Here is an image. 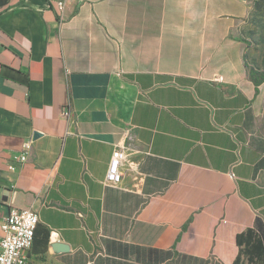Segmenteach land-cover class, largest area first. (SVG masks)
Segmentation results:
<instances>
[{"label": "crops", "instance_id": "crops-1", "mask_svg": "<svg viewBox=\"0 0 264 264\" xmlns=\"http://www.w3.org/2000/svg\"><path fill=\"white\" fill-rule=\"evenodd\" d=\"M259 1L73 0L59 17L0 0V222L30 208L36 242L49 232L28 264L234 263L264 224Z\"/></svg>", "mask_w": 264, "mask_h": 264}, {"label": "built area", "instance_id": "built-area-1", "mask_svg": "<svg viewBox=\"0 0 264 264\" xmlns=\"http://www.w3.org/2000/svg\"><path fill=\"white\" fill-rule=\"evenodd\" d=\"M72 1L55 0V11L59 17H62L67 6ZM215 80L221 82L222 77L218 76ZM30 147V141L22 144V152L16 158V163L20 165L26 162ZM239 147L240 145H238V149ZM123 159V148L114 149L103 181L105 185H119L122 178L120 165ZM38 222L37 213L30 208L18 209L11 207L9 209L0 222V264H27L26 253L32 247L34 232Z\"/></svg>", "mask_w": 264, "mask_h": 264}, {"label": "trees", "instance_id": "trees-1", "mask_svg": "<svg viewBox=\"0 0 264 264\" xmlns=\"http://www.w3.org/2000/svg\"><path fill=\"white\" fill-rule=\"evenodd\" d=\"M37 235L38 231L36 227L30 252L44 254L48 246L49 232L47 230L41 231L40 240L36 242ZM236 244L239 247V254L233 264H264L263 222L260 219H256L252 228L237 235Z\"/></svg>", "mask_w": 264, "mask_h": 264}, {"label": "rangeland", "instance_id": "rangeland-1", "mask_svg": "<svg viewBox=\"0 0 264 264\" xmlns=\"http://www.w3.org/2000/svg\"><path fill=\"white\" fill-rule=\"evenodd\" d=\"M251 23L258 25L257 34L258 33L260 34L262 30L261 28L262 24L264 23V0L259 1V3L255 6ZM249 29H252V28L249 26ZM246 33L247 31L245 30V34Z\"/></svg>", "mask_w": 264, "mask_h": 264}, {"label": "water", "instance_id": "water-1", "mask_svg": "<svg viewBox=\"0 0 264 264\" xmlns=\"http://www.w3.org/2000/svg\"><path fill=\"white\" fill-rule=\"evenodd\" d=\"M51 249L54 252H62V251L67 250L68 248L66 245H63L61 243H53V244H51Z\"/></svg>", "mask_w": 264, "mask_h": 264}]
</instances>
